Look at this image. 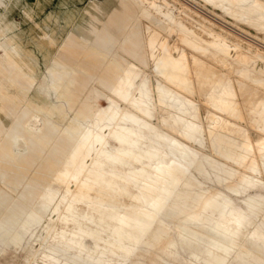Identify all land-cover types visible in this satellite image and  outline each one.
Wrapping results in <instances>:
<instances>
[{"label": "rangeland", "instance_id": "rangeland-1", "mask_svg": "<svg viewBox=\"0 0 264 264\" xmlns=\"http://www.w3.org/2000/svg\"><path fill=\"white\" fill-rule=\"evenodd\" d=\"M123 3L135 8L129 19ZM232 8L229 0H0V264H41L44 253L116 264L120 245L105 234L142 221L143 207L159 203L170 173L177 177L196 150L189 185L126 264H264V164L256 155L264 11L235 17ZM216 131L243 150L252 142L246 161L211 151ZM127 136L123 160H91ZM242 180L255 184L230 194ZM81 182L93 185L90 195L77 192ZM214 190L240 210L256 198L242 258L214 248L206 229L221 207L199 213L217 203ZM186 193L199 203L183 208L192 202Z\"/></svg>", "mask_w": 264, "mask_h": 264}, {"label": "bare ground", "instance_id": "bare-ground-1", "mask_svg": "<svg viewBox=\"0 0 264 264\" xmlns=\"http://www.w3.org/2000/svg\"><path fill=\"white\" fill-rule=\"evenodd\" d=\"M229 1H230L231 6L233 7L229 11L235 17L237 16L248 17L251 14H256V13H260L261 11H264L263 3L258 0L253 1V6L246 5L244 7H238V6L239 4L246 3L248 0H229ZM122 8L124 11L125 19H129L131 15L133 14V12L135 11V8L128 3H123ZM190 43L193 46L196 45L192 42ZM65 58L68 59L69 57L66 55ZM98 117H99V120H101L103 118V115L100 113ZM118 140L120 143L118 146H116L115 148L111 150H104V151H101L100 153H96L94 156L91 157V160H96V159H101V158L112 160V161L123 160V153H125L124 148L126 144H132L133 139L127 136V137H121ZM96 141H98L97 136L94 135L91 142L93 144ZM209 141L211 143V151H213L214 153H218V154H225L226 158H230L231 160H235L236 162H239V163L246 161L247 157L250 155V151H252L251 148L253 147L252 142H249V145L246 148V150H243L242 147L233 139V137H227L223 135L221 132H217V131L210 136ZM258 143H259V148L256 149V155L260 159L261 163L264 164V139H261ZM81 154L84 156V153H81ZM200 154H201L200 150H196L192 152V155L190 156L188 161L184 163L182 171L177 177H174L170 173V176H171L170 178L171 179L174 178L172 187L164 191V194L160 198L159 203L156 205H153L151 209H148V207L146 208V206L143 207V209L141 210V212L144 214V218L142 221L133 222L132 225L129 226L127 230L119 231L118 229L115 228L111 230L109 233L105 234V237H110L113 242H116L120 245L121 252H120V256L116 264L128 263L131 257L134 255L135 251L141 246L143 241H145L149 232H151L152 225H156L158 222L161 221V219L164 216H169L165 212L166 210H170L171 208L170 202L175 197L178 189L182 190L183 187H186L189 185V181L186 179V177L188 173L190 172L189 171L190 167L194 163H197V159L200 156ZM254 163L258 164V161L256 162L254 161ZM194 166H196V170L199 173H202L204 171L203 165L195 164ZM211 167H213L215 171L219 170L223 172L224 174L230 173L226 168H222L221 170L219 165L211 164ZM159 171L162 176H166L169 174V171L165 169H161ZM227 176L229 178H232L230 174ZM253 184H255L254 181L242 180L241 184H233L232 186L228 187L229 189L227 190L230 194H234V193L241 192L242 190H244V188L251 186ZM92 186L93 185H90L87 182H81V184L77 188V192L81 193V195L88 196L90 195L89 190L91 189ZM212 194L216 196L217 203H208L206 205H201L200 207L201 211L199 213L210 215V214H213L214 211H216L218 208L221 207V211L219 212V214L213 218L212 224L209 226H206V229L210 233H212V235H214V241H215L213 244L214 248L222 250L224 255L229 254V249H234L233 255L231 254L232 257L235 256L234 259L242 258V256L244 255V252H243L242 247L239 246V241L242 240L241 236L243 235V231H242L243 222L245 219H247L251 211L255 209L256 198L253 200L251 199L249 200L251 201V204L250 202L247 204L246 210H240L232 206L231 200L227 196V194H224L218 190H214ZM184 198H192V202L183 204L182 205L183 208L189 207L190 204H193V206L197 205V203H199V200H200L199 197L195 195H189L188 193L184 195ZM260 207L262 206L260 205ZM68 216L70 215L68 214ZM262 219H264V216L262 217ZM178 224L180 226V223ZM184 225H187V228H189L188 224H184ZM203 228L204 227H199V229H203ZM254 233L255 232L253 231L248 232L245 238H252ZM86 241L96 245L94 240H86ZM124 241L126 243H124ZM82 246L85 247V245H82ZM69 249H72V247H69ZM81 249L82 248L76 250L78 254L82 253ZM60 250L62 251L63 249H60ZM224 255H221L222 262L225 259L223 258ZM219 258L220 256H218V259ZM41 264H73V263L68 262L67 260H64L58 255H51V254L44 253L41 256Z\"/></svg>", "mask_w": 264, "mask_h": 264}, {"label": "crops", "instance_id": "crops-1", "mask_svg": "<svg viewBox=\"0 0 264 264\" xmlns=\"http://www.w3.org/2000/svg\"><path fill=\"white\" fill-rule=\"evenodd\" d=\"M4 12H5V8H4ZM2 14V13H1ZM0 18H1V15H0ZM0 51H4V55H5V49H4V44H2V41L0 40ZM3 53V52H2ZM1 52H0V60L2 59V58H4V55L2 54ZM15 143L16 142V145L18 144V142L17 141H11V143ZM2 144H5V141L4 142H1ZM1 173V172H0ZM0 176H1V174H0ZM1 206V205H0ZM18 222H17V220L15 219L13 222H12V224H17ZM19 223H21V222H19ZM155 264H158V263H155Z\"/></svg>", "mask_w": 264, "mask_h": 264}]
</instances>
